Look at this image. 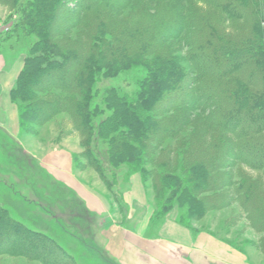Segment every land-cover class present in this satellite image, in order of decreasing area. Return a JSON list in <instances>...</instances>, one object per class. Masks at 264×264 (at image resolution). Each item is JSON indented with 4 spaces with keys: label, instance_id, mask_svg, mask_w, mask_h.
Here are the masks:
<instances>
[{
    "label": "trees",
    "instance_id": "trees-1",
    "mask_svg": "<svg viewBox=\"0 0 264 264\" xmlns=\"http://www.w3.org/2000/svg\"><path fill=\"white\" fill-rule=\"evenodd\" d=\"M216 1L218 10L229 19L250 17L248 10L234 0ZM2 2L13 4L11 0ZM238 2L245 5L247 0ZM69 3L71 9L66 8ZM128 4L129 0H30L23 15L14 14L35 40L11 96L18 106L20 127L25 133L39 135V126L59 114H68L85 137L90 166L113 195L117 185L116 169L133 164L138 168L128 178L138 172L145 183L153 180L157 192L153 220H164L178 206L186 208L181 223L188 226L186 220L200 218L219 208L217 198L228 197L205 193L220 187L227 176L220 170L231 158L264 174V110L260 106L264 105L260 102H264V53L255 44L259 40L264 45V39L250 33L239 40H226L218 35L216 25L208 26V31L199 27L186 39L187 45L193 48L188 53L192 60L190 67L166 56L149 58L148 54L163 44L172 28L178 27L175 31L178 34L187 23L170 12L163 21L158 15H148L123 22L117 17ZM14 6L20 8L19 4ZM253 7L249 6L251 10ZM256 12L259 13L257 9ZM261 19L253 17L252 31ZM80 26L85 30L84 40L67 36ZM165 64L171 66L168 75L158 67ZM138 65L149 70L141 90L135 96H119L114 90L108 100L112 105L107 106L115 110L114 120L110 127L105 123L111 118L98 124L99 108L94 104L97 79ZM104 69L115 70V73L102 75ZM174 75L181 81L168 84ZM184 80L188 83L185 88L181 84ZM159 86L160 89L166 86L169 95L176 94L175 99L158 98L155 88ZM180 92L184 97L177 100ZM143 105L148 110L141 112ZM209 106L213 109L208 112L206 121L235 135L234 140L223 143L215 140L210 146L203 142L190 146L183 143L180 149L171 146L169 159L155 156L166 140L189 124L186 116L189 112H207ZM177 107L184 108L185 116L158 118ZM249 151L252 154L249 155ZM232 186L243 218L248 219L250 227L264 231V181L243 177L233 180ZM78 204L77 210L86 220L83 225L73 227L87 231L91 237L87 245L95 244L89 230L91 221L83 204ZM120 213L126 217V210L121 209ZM78 238L85 243L79 234ZM30 243L36 246L32 251ZM95 246L104 258L103 250ZM0 254L44 258V261L60 258L67 260V264H76L50 236L27 228L1 206Z\"/></svg>",
    "mask_w": 264,
    "mask_h": 264
},
{
    "label": "rangeland",
    "instance_id": "rangeland-1",
    "mask_svg": "<svg viewBox=\"0 0 264 264\" xmlns=\"http://www.w3.org/2000/svg\"><path fill=\"white\" fill-rule=\"evenodd\" d=\"M11 1L13 4L4 3L0 0V33L2 37L0 50L5 52L8 59L12 61L18 59V62L24 64L25 57L29 53L35 36L29 35L27 29L25 32L24 25H21L17 19L18 17L14 16V14L20 12L23 15L27 6H29L30 0ZM234 1L246 8L250 17L229 19L218 10L216 0H129L127 8L121 9L117 18L125 22L132 17L133 19H139L142 16L158 15L159 20L163 21V18L169 12L172 16L176 15L184 18L187 25L181 33H175L178 27L172 28L173 31H169L168 38L164 40L157 50L149 53L148 57L166 56L171 59H177L184 67H190L192 60L189 58L188 53L193 48L187 45L188 41L186 39L197 31L199 27H203L208 31V26L216 25L219 27L218 35L224 36L226 40L229 38L231 40H239L238 38L248 37L250 33L254 34L256 38L264 39V0H247L245 5L238 2V0ZM16 4H19L20 8H15L14 5ZM71 5L69 3L66 8L71 9ZM248 5L254 6V10L252 9V11ZM256 9L259 13L256 12ZM13 16L14 18H12ZM253 17L262 18L260 24H254V31H252L251 27ZM84 31V27L80 26L73 32L68 33L67 36L81 41L84 40ZM255 44L257 45L256 48L261 49L264 53L263 43L258 40ZM262 59L264 61V56ZM258 60L259 58H257ZM162 66L158 67L163 69L162 73L164 74L165 72L164 75H168L171 66L169 64ZM101 73L102 75L115 73V70L104 69ZM148 74L149 70L146 66L138 65L132 66L128 70L120 71L114 76H100L97 79L94 92V104L99 108L98 124L106 118H111L105 123L107 127H110L111 122L114 120L115 110L107 107L109 103L112 105L108 101L109 96L113 97L112 92L116 90L119 96H135L141 90L142 82ZM180 81L181 79L174 75L168 84L179 83ZM181 84L183 88L188 85L186 80ZM155 94L158 98L162 96L171 100L175 99L176 96V94L169 95L166 91V86L162 89H160V86L155 88ZM182 94L183 92H180V95L176 97L177 100L184 97ZM260 102L264 104V102ZM260 106L264 110V105ZM209 109L207 112L194 111L191 114L189 112L186 115L190 121L189 124H186V127L180 130L176 136L166 140L165 146L155 156L169 159L172 155L169 152L171 146L180 149L183 143H187L190 146L192 143L197 145L203 142L205 145L210 146L215 140H221V143L227 140H234L235 135L209 125L206 121V116L213 107L209 106ZM144 110L147 111L148 109L143 105L141 106V112ZM183 114L184 108L177 107L164 115L158 116V118L165 119L173 116L180 118ZM38 130L41 133L34 136L25 133L22 129V134L28 135L25 141L13 139L9 136L0 138V206L6 209L8 215L27 228L44 232L50 236L74 259L76 264H114L106 254H104L105 257L103 258L102 251L98 252L96 250L95 244L100 247L97 240L95 244L87 245L91 239L87 231L83 230V232L74 229L73 226L75 224L76 226H81L86 220L84 215L78 211L79 204L75 194L59 187L50 174L46 173L41 166V155L45 151L58 146L60 141H64L66 145L75 149V162L78 170L82 171L81 174L87 182H93L94 175L97 172L90 166V162L87 159L84 145L86 143V141L84 143L85 137L75 128L71 117L66 113L55 116L43 126H39ZM98 143L101 142L99 141ZM25 144L30 150L26 148ZM256 145L261 146L260 144ZM255 146L253 145V147ZM165 148L167 150H164ZM106 151L107 148L104 152ZM250 154H252V151H249ZM136 168L138 167L132 164L116 169L117 176L114 177V181L115 183L117 182V185L114 187L115 198L113 200L116 199L117 201H113V209L118 215L115 220H121L122 222L129 220L128 216L124 218L120 214L121 209L129 213V209L122 199V192L129 187L130 177L128 178V175ZM150 168L151 166H148V169ZM220 171L227 174L224 181L216 191L205 193V195L228 197L224 200L217 198L220 201L219 208L208 211L200 218L196 217L186 220L185 223L195 233L206 232L224 243L225 251L228 252V257L224 260V264H236L231 259L234 253L239 254L242 264H264V231L250 227L248 219L243 218L242 208L235 201V188L232 186L233 180H241L243 177L264 181V174L233 158L228 163H225V167L221 168ZM145 186L149 195H151V202L156 207L155 198L157 192L154 189L153 180L148 179ZM108 192L113 198L114 195L109 190ZM134 209L138 210L139 215L144 212L143 206L138 203H136V206L134 205ZM185 211L186 208L182 209L175 206L171 213H175L177 220L181 223L182 215ZM78 234L85 240V243L79 240ZM93 238L95 239V235ZM30 245V251L36 248L34 244L30 243ZM46 253L48 252L46 251ZM43 259H28L25 256L0 254V264H67L65 259L45 258L46 261Z\"/></svg>",
    "mask_w": 264,
    "mask_h": 264
},
{
    "label": "crops",
    "instance_id": "crops-1",
    "mask_svg": "<svg viewBox=\"0 0 264 264\" xmlns=\"http://www.w3.org/2000/svg\"><path fill=\"white\" fill-rule=\"evenodd\" d=\"M22 66L18 59L12 61L0 50V138H28L22 134L18 106L11 96ZM74 152V148L60 141L41 155V166L58 186L74 193L83 204L91 221L89 230L94 231L95 241L114 264H224L208 249L220 242L217 238L206 232L195 233L180 223L175 213L170 212L162 221L153 220L156 207L138 172L130 177L129 187L122 192L129 220H115L118 214L113 209L112 195L97 173L93 182H87L78 170ZM136 203L144 208L140 215L134 209ZM220 243L224 248V243Z\"/></svg>",
    "mask_w": 264,
    "mask_h": 264
},
{
    "label": "bare ground",
    "instance_id": "bare-ground-1",
    "mask_svg": "<svg viewBox=\"0 0 264 264\" xmlns=\"http://www.w3.org/2000/svg\"><path fill=\"white\" fill-rule=\"evenodd\" d=\"M216 243H217V245L211 244L208 246L210 253H213L214 255L218 256V258L225 260L228 257L227 256L228 252L225 251L226 248L224 247L225 248L224 249L220 242L217 241ZM231 259L236 264H242L241 258L239 257V254L234 253V255H232Z\"/></svg>",
    "mask_w": 264,
    "mask_h": 264
},
{
    "label": "built area",
    "instance_id": "built-area-1",
    "mask_svg": "<svg viewBox=\"0 0 264 264\" xmlns=\"http://www.w3.org/2000/svg\"><path fill=\"white\" fill-rule=\"evenodd\" d=\"M0 27H1V24H0Z\"/></svg>",
    "mask_w": 264,
    "mask_h": 264
}]
</instances>
